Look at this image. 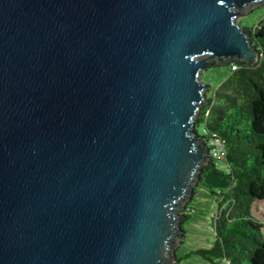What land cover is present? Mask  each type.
I'll use <instances>...</instances> for the list:
<instances>
[{
    "label": "water",
    "instance_id": "water-1",
    "mask_svg": "<svg viewBox=\"0 0 264 264\" xmlns=\"http://www.w3.org/2000/svg\"><path fill=\"white\" fill-rule=\"evenodd\" d=\"M262 4L0 0V264L176 263L201 74L260 60Z\"/></svg>",
    "mask_w": 264,
    "mask_h": 264
},
{
    "label": "trees",
    "instance_id": "trees-1",
    "mask_svg": "<svg viewBox=\"0 0 264 264\" xmlns=\"http://www.w3.org/2000/svg\"><path fill=\"white\" fill-rule=\"evenodd\" d=\"M245 29L263 56L254 65L230 61V74L207 96L196 117V128L204 125L206 141L215 134L226 140V169L210 157L200 180L213 171L228 182L227 189L219 193L214 215L215 241L209 248L190 252L211 264H264V222L254 215L255 186L264 190V19ZM188 209L192 208L187 205L183 223L190 218Z\"/></svg>",
    "mask_w": 264,
    "mask_h": 264
},
{
    "label": "rangeland",
    "instance_id": "rangeland-1",
    "mask_svg": "<svg viewBox=\"0 0 264 264\" xmlns=\"http://www.w3.org/2000/svg\"><path fill=\"white\" fill-rule=\"evenodd\" d=\"M263 19L264 4L258 6L250 15L236 17V20L241 26L249 28H254ZM230 72L228 65H213L203 70L201 80L209 85V89L206 92L208 97L214 93L218 86L228 77ZM197 130L199 134H205L203 124H199ZM219 164L221 165V169H226L225 161H219ZM205 177L195 187L194 197L188 204L192 209L187 210L190 218L183 223L185 238L178 249L183 258V262H177V264H196L197 258L208 261L200 255L190 252L199 248H209L215 241L214 215L217 211L218 199L220 198L219 193L224 192L228 185L223 184V180L213 172L210 174L209 180ZM208 184H211V188ZM255 188L257 190L258 200L254 215L264 222V190H259L262 187L257 185ZM211 189L216 194H212ZM187 253L190 254L185 256Z\"/></svg>",
    "mask_w": 264,
    "mask_h": 264
},
{
    "label": "built area",
    "instance_id": "built-area-1",
    "mask_svg": "<svg viewBox=\"0 0 264 264\" xmlns=\"http://www.w3.org/2000/svg\"><path fill=\"white\" fill-rule=\"evenodd\" d=\"M235 68V66H233ZM207 145L209 147L210 157L216 161H224L226 158V140L224 137L215 134L209 140H207Z\"/></svg>",
    "mask_w": 264,
    "mask_h": 264
},
{
    "label": "crops",
    "instance_id": "crops-1",
    "mask_svg": "<svg viewBox=\"0 0 264 264\" xmlns=\"http://www.w3.org/2000/svg\"><path fill=\"white\" fill-rule=\"evenodd\" d=\"M218 167L219 168H221V165L219 164V162H218ZM227 166V165H226ZM213 171H209L207 174H206V179L207 180H209L210 179V174L212 173ZM214 173V172H213ZM222 183L223 184H226V185H228V182H225V181H222ZM212 193V192H211ZM213 194V193H212ZM216 213V212H215ZM183 242V241H182ZM181 245V244H180ZM179 245V246H180ZM179 246H178V248H177V250L179 249ZM176 250V253H177V257H181V255H180V253H179V250L177 251ZM198 260H197V262H196V264H211L209 261H205V260H201L200 258H197ZM178 263L180 262V263H182L183 262V258H181L179 261H177ZM177 262L176 263H174V264H177Z\"/></svg>",
    "mask_w": 264,
    "mask_h": 264
}]
</instances>
